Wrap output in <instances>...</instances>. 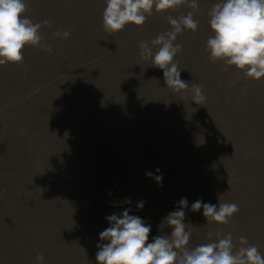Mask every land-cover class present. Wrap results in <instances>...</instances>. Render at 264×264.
<instances>
[{"label":"rangeland","instance_id":"374dc122","mask_svg":"<svg viewBox=\"0 0 264 264\" xmlns=\"http://www.w3.org/2000/svg\"><path fill=\"white\" fill-rule=\"evenodd\" d=\"M197 2L198 29L178 34L174 60L189 88L202 86L201 105L168 89L139 49L187 6L109 34L106 0H27L33 22H51L41 33L53 50L28 46L23 63L0 65V264H38V254L98 264L106 217L129 210L151 226V243L171 235L161 224L182 198L189 246L231 233L264 254V78L210 62L208 11L221 0ZM197 200L239 212L207 222L191 210Z\"/></svg>","mask_w":264,"mask_h":264},{"label":"clouds","instance_id":"9594fccd","mask_svg":"<svg viewBox=\"0 0 264 264\" xmlns=\"http://www.w3.org/2000/svg\"><path fill=\"white\" fill-rule=\"evenodd\" d=\"M187 6L191 11L181 12L177 17L167 16L170 30L159 33L151 40L140 41V56L151 59L152 64L163 70L167 88L173 93H192V100L201 105L206 101L203 88L181 79V70L174 60L181 52L182 45L175 43L178 34L185 30L196 32L199 22L194 18L199 11L197 0H106L103 10V28L109 34L119 32L128 24L142 26L154 12L164 13ZM27 0H0V65L23 63L25 47H39L52 52L50 44L43 43L42 27L51 28V22H33L26 13ZM208 23L213 35L206 40L209 60L223 61L242 71L245 77L254 80L264 78V0H221L211 5ZM54 38H67L68 31H54ZM153 47L156 51H153ZM159 171V169H157ZM151 176L152 173H146ZM157 182L162 176L155 177ZM127 202V201H126ZM144 202L138 204L143 208ZM186 198L179 202V209L169 213L161 224L171 227V235H161L149 243L151 226L138 216L130 215L129 210L122 214H112L106 219L110 226L100 234L97 244L98 264H264V254L257 246L249 244L245 237L239 238V246L234 243L231 233L209 242L190 245L192 233L186 230ZM203 208L207 222L227 225L232 216L239 212L236 203H219L217 207L200 200L191 205L192 211ZM38 264H44L43 254L36 257Z\"/></svg>","mask_w":264,"mask_h":264}]
</instances>
